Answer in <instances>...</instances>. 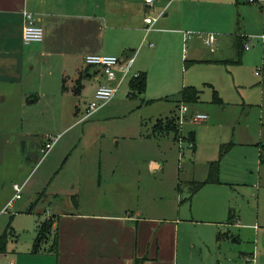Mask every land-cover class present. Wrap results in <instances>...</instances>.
<instances>
[{"label":"crops","instance_id":"obj_1","mask_svg":"<svg viewBox=\"0 0 264 264\" xmlns=\"http://www.w3.org/2000/svg\"><path fill=\"white\" fill-rule=\"evenodd\" d=\"M247 1L153 0L147 4L143 0H0V178L4 176L2 164L15 144L20 146L27 140V149L36 147L37 140L30 136L38 133L37 124L53 129L67 127L69 120L80 123L86 118L73 119L80 111L75 104L76 113L73 110L62 124L68 116L61 109V103L70 98L74 103L82 99L85 106L98 83L105 80L99 66L83 62L85 53L116 54L121 58L133 53L130 70L146 72L145 92L157 52L163 61L175 53L185 62L234 56L235 37L245 36L241 14ZM24 10L33 12L43 26L42 40L23 41ZM146 15L157 16L149 29ZM185 30L213 33L214 47L203 41L204 35H197L184 52L180 44ZM222 38H226L225 54L217 52ZM78 74L82 75L81 86L75 93ZM190 83L196 86L195 81ZM16 134L21 137L16 138ZM162 136L154 130L137 134L139 138ZM113 137L114 149L105 141L97 145L99 158L94 166L87 164L93 146L90 143V149L84 148L75 160L74 170L64 171L73 161L69 160L71 150L61 161L63 172L51 186L41 191L30 189L27 202L19 205L17 212L29 216L31 222L24 229L22 224L14 228L10 217L0 264H194L189 258L194 246L186 225L194 220L191 211L181 216L180 206L171 212L162 205L148 203L151 195L161 196L163 191L177 193L181 202L182 189L188 188L183 184L178 189V182L195 180L190 178L193 174L182 179L180 166H176L169 174L168 186H152L141 169L136 175L128 172L133 166L130 163L133 160L137 165L144 160L142 167L147 172L158 173L164 171L167 160L144 156L135 161L133 155L146 152L150 145L142 147L130 141L136 136L122 141ZM153 146L160 148V143ZM29 155L24 153L22 160L29 159ZM12 190L10 199L14 187ZM41 200L47 202V207L38 205ZM49 216L52 232L38 250H33L38 220Z\"/></svg>","mask_w":264,"mask_h":264},{"label":"rangeland","instance_id":"obj_2","mask_svg":"<svg viewBox=\"0 0 264 264\" xmlns=\"http://www.w3.org/2000/svg\"><path fill=\"white\" fill-rule=\"evenodd\" d=\"M243 6L242 34L246 36L243 43H248L250 48H243L240 60H235L234 56H221L209 62H185L175 53L163 61L157 52L145 92L130 95L128 75L112 99L80 123H71L70 114L73 110L76 113L75 104L78 105L80 111L73 118L77 119L84 114L85 106L82 99L74 103L70 98L61 103L62 111L68 116L62 124L69 120L67 127L47 129L37 124L38 133L30 136L37 140L36 147L31 145V150L27 149V140L20 146L15 144L2 164L1 233L10 231V226L7 227L10 217L14 228L21 224V229L29 226V216L19 215L18 206L27 202L31 188L41 191L52 185L63 172L61 161L71 150L69 160L73 161L64 169L66 172L76 168L75 160L84 148H92L87 157V164L92 167L98 162L95 150L100 141L114 149L113 136L121 141L136 136L130 141L139 142L142 147L150 146L139 156L134 154L135 161L144 156L167 160L164 171L158 173L147 172L142 167L144 160L137 165L133 160L130 163L133 166L128 172L136 175L141 169V174L152 186H168L171 183L169 174L176 166H180L182 179L193 174L190 178L203 180L207 162L220 156L218 181L204 182L190 199L186 188L182 189L181 202L175 192L163 191L161 196L149 197L150 205L159 204L171 212L180 206L181 216H188L187 212L191 211L194 220L186 224L194 246L189 254L191 261L194 264H237L245 262V254L255 253V264H264V162H261L258 144L259 140H264V0L247 1ZM199 34L205 35L192 33L188 39H182L180 46L184 52L190 39ZM225 43L226 38H222V47L218 43L217 52L226 53ZM135 71L138 70H131L130 74ZM192 81L200 90L199 100L183 102L179 92ZM149 96H153L152 99L148 100ZM182 104L188 106V119L183 122L179 110ZM191 112H205L207 117L203 121H194ZM170 125L173 130L167 131ZM152 130L164 136L161 139L137 137L139 133L145 135ZM191 132L193 140L189 138ZM48 136L57 138L46 149L41 146V141ZM19 137L16 134V138ZM157 142L160 148L153 146ZM90 143L93 146L89 148ZM227 144L229 147L221 153V145ZM28 150L29 159L23 161ZM13 183L22 185L21 197L8 205ZM183 184L188 188L187 182ZM39 203L47 207V202L41 200Z\"/></svg>","mask_w":264,"mask_h":264},{"label":"built area","instance_id":"obj_3","mask_svg":"<svg viewBox=\"0 0 264 264\" xmlns=\"http://www.w3.org/2000/svg\"><path fill=\"white\" fill-rule=\"evenodd\" d=\"M145 3L150 4L153 0H143ZM250 2H255L257 0H248ZM24 24L22 27V39L25 43L32 41H40L44 35L43 26L36 21V15L28 10L23 11ZM157 16L146 15L144 21L146 22V29H149L152 23L156 20ZM191 31L185 30L183 32L184 39L191 35ZM200 35V34H199ZM203 41L210 45L211 48L214 47L215 35L213 33H207L203 37ZM244 47L249 48L248 43L244 44ZM134 59V54L131 53L125 58H121L116 54H107V53H85L83 55V62L87 65H97L102 70L105 80L98 83L96 86L92 97L85 103V112L82 114L81 119L85 118L95 110H97L102 105L109 102L116 90L118 89L121 82L128 76L137 75L139 72L135 71L130 74L131 64ZM110 81V82H109ZM180 110V119H188L186 112L188 111V106L182 104L179 107ZM191 118L194 121L204 120L207 117L205 112H191ZM57 136H48L44 142V148L48 149L52 146ZM15 193L13 197L7 202L8 205L11 204L12 199L20 196V190L22 185L17 183L13 184ZM245 262H240L237 264H255V253L245 254Z\"/></svg>","mask_w":264,"mask_h":264},{"label":"trees","instance_id":"obj_4","mask_svg":"<svg viewBox=\"0 0 264 264\" xmlns=\"http://www.w3.org/2000/svg\"><path fill=\"white\" fill-rule=\"evenodd\" d=\"M245 36L244 35H237L235 37V60H240L242 57V51L244 48V41ZM81 74H78V76L75 79V88L73 91L75 93L79 92L80 86H81ZM129 85V94L132 96H136L141 94L145 87H146V73L145 71H139L137 75H132L129 77L128 81ZM62 88H65V84L62 83ZM214 90V89H213ZM215 91V90H214ZM180 100L183 102H196L199 97V89L195 85H184L180 92H179ZM149 100V99H148ZM171 128H166L167 131L173 130V126L170 125ZM170 129V130H169ZM189 138L193 140L192 132L189 133ZM230 144L227 145H221L220 151L221 153L225 152ZM259 145H261V152H260V158L262 161H264V141L260 142ZM220 157V156H219ZM219 157L215 159H211L208 161L207 164V174L205 179L203 180H190L187 182L188 185V191H189V197L190 199L191 194L195 192L204 182L206 181H218V173H219ZM182 184L178 182V189L182 188ZM52 217H44L42 219L38 220L37 226H36V234L33 241V250H38L40 243L44 241L46 238L49 237V235L52 232ZM6 231H3L0 234V251L4 249L5 241H6ZM220 235L218 234L217 237ZM55 242V235L53 236V246Z\"/></svg>","mask_w":264,"mask_h":264}]
</instances>
